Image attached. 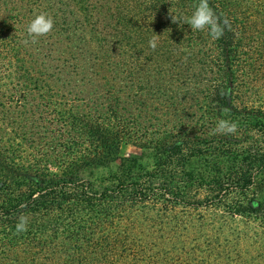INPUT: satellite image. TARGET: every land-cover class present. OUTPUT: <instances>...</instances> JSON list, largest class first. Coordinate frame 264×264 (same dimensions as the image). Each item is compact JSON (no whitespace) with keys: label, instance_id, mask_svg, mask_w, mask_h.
Returning a JSON list of instances; mask_svg holds the SVG:
<instances>
[{"label":"trees","instance_id":"obj_1","mask_svg":"<svg viewBox=\"0 0 264 264\" xmlns=\"http://www.w3.org/2000/svg\"><path fill=\"white\" fill-rule=\"evenodd\" d=\"M208 2L0 0V264H264V0Z\"/></svg>","mask_w":264,"mask_h":264},{"label":"clouds","instance_id":"obj_2","mask_svg":"<svg viewBox=\"0 0 264 264\" xmlns=\"http://www.w3.org/2000/svg\"><path fill=\"white\" fill-rule=\"evenodd\" d=\"M174 22L184 20L183 16L173 17ZM184 22L190 25L191 29L201 31L208 30L211 39H219L223 35L224 27H228L227 20L221 21L212 7H210L208 0H198L192 14ZM223 24V27L221 26ZM53 28V20L47 13H40L28 24L27 32L33 37V43H35V37L46 35ZM27 43V41H25ZM149 46L155 49L157 46L156 40H150ZM237 125L234 122L227 120H219L217 124V131L234 133ZM17 233L27 231L26 221L23 217L20 218V222L16 225Z\"/></svg>","mask_w":264,"mask_h":264},{"label":"rangeland","instance_id":"obj_3","mask_svg":"<svg viewBox=\"0 0 264 264\" xmlns=\"http://www.w3.org/2000/svg\"><path fill=\"white\" fill-rule=\"evenodd\" d=\"M119 157L121 159L138 158L143 163L148 164L151 162L152 154L149 151L143 150L135 145L126 144L121 147ZM118 163L119 161L114 163L112 165V168L116 169L118 166Z\"/></svg>","mask_w":264,"mask_h":264}]
</instances>
